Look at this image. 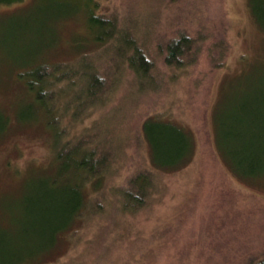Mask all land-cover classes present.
<instances>
[{
	"label": "rangeland",
	"instance_id": "obj_1",
	"mask_svg": "<svg viewBox=\"0 0 264 264\" xmlns=\"http://www.w3.org/2000/svg\"><path fill=\"white\" fill-rule=\"evenodd\" d=\"M77 1L0 4V111L11 119L8 128L0 126V264H243L254 255H264V172H260L264 164L246 175L248 166L238 170L224 146L230 145L225 139L236 130L231 119L240 118L236 107L241 103L234 99L250 89L254 95L252 83L264 79V3L259 0H204L206 19L225 20L227 49L222 60L211 63L210 51L204 49L196 63L174 71L172 81L161 66L158 88L145 87L130 115L119 118L112 129L114 158L109 173L105 172L102 194L109 196L114 184L139 168H148L139 122L149 111L162 112L194 132V152L184 166L156 170L145 205L119 211L107 203L105 215L90 221L86 231H77L75 239L66 229L59 233L54 251L35 253L37 246L45 245L39 226L49 215L28 211L26 197L35 193L34 178L55 171L56 165L48 166L54 152L50 132L42 116L35 119L29 104V72L40 59L52 63L75 53L71 43L86 33L79 30V15L62 22L57 19ZM98 1L100 11L124 13L130 19L135 11L127 7L139 10L147 2ZM167 1L164 10L173 5ZM243 103L241 119L252 118L248 102ZM101 109L70 124L67 116L60 119L61 140L88 129ZM254 117L258 125L264 120V115ZM29 254L34 256L26 259Z\"/></svg>",
	"mask_w": 264,
	"mask_h": 264
},
{
	"label": "trees",
	"instance_id": "obj_2",
	"mask_svg": "<svg viewBox=\"0 0 264 264\" xmlns=\"http://www.w3.org/2000/svg\"><path fill=\"white\" fill-rule=\"evenodd\" d=\"M18 1L0 0V4ZM146 1V6L139 10L127 7L135 11L134 18L130 19L124 13L100 11L98 0H78L57 19L62 22L77 15L80 17L79 30L85 29L86 33L82 36L76 33L79 35L69 47L75 51L74 56L52 63L40 59L41 62L29 72L31 81L27 90L32 97L29 104L35 119L42 116L50 132L54 152L48 166L51 162L56 165L55 171L34 178L35 193L26 197L28 211L34 215H49L39 226L45 236V245L37 246L35 253L54 251L59 233L66 229H70L72 237L81 229L86 231L90 221L94 222L100 214L105 215L107 203L119 211L145 205L153 188V173L184 166L194 152L195 137L191 128L162 112L149 111L139 122L148 168H139L121 183L114 184V191L109 196L102 194L114 153L110 139L116 134L112 129L119 124V118L125 119L126 113L130 115L145 87L158 88L160 82L156 76L161 74V66L172 81L175 79L173 72L196 63L204 49L210 51L213 64L222 60L227 49L225 20L206 19L204 0H169L173 4L169 10L163 9L167 0ZM259 1L264 3V0ZM55 4L59 6L57 2ZM256 4L254 1L252 7L260 19ZM165 12L169 15L165 16ZM256 81L252 83L254 95L249 93L250 89L247 94L234 99L237 100L235 103H241L236 107L240 118L231 119L236 130L231 133V138L225 139L231 141L230 145H224L238 170L248 166L244 171L246 175L253 173L251 169L260 163L264 164V160L260 162L261 157L264 158V137L261 136L264 120L258 125L257 117H254L264 115V79L259 77ZM126 93L129 96L127 106L122 103ZM112 96L114 101L110 102ZM244 101L248 102L252 118L241 119ZM96 108H102L101 112L88 129L61 140L64 131L60 119L67 116V122L74 123L73 120L85 117ZM5 124L8 128L11 119L0 111V126ZM260 172H264V167ZM106 197L112 200L105 201ZM55 234H58L57 238ZM30 255L34 256L29 254L26 259ZM243 264H264V255H254Z\"/></svg>",
	"mask_w": 264,
	"mask_h": 264
}]
</instances>
